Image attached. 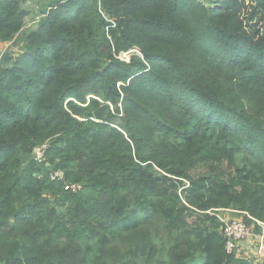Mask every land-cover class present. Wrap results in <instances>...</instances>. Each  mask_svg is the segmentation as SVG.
<instances>
[{
    "label": "trees",
    "instance_id": "trees-1",
    "mask_svg": "<svg viewBox=\"0 0 264 264\" xmlns=\"http://www.w3.org/2000/svg\"><path fill=\"white\" fill-rule=\"evenodd\" d=\"M0 43V264H264L218 215L264 221V0H0Z\"/></svg>",
    "mask_w": 264,
    "mask_h": 264
},
{
    "label": "built area",
    "instance_id": "built-area-1",
    "mask_svg": "<svg viewBox=\"0 0 264 264\" xmlns=\"http://www.w3.org/2000/svg\"><path fill=\"white\" fill-rule=\"evenodd\" d=\"M38 18H36L37 20ZM36 20H33L34 22ZM31 25V24H30ZM29 26V24H28ZM128 60V59H126ZM48 149V143H43L36 145L33 148V156L36 162H44L46 159V152ZM50 177L54 181H64V188L72 193H79L83 186L80 183H70L65 182V172L62 169L53 170ZM189 183L186 181V186ZM224 213H219V218L223 222V230L227 238L226 248L229 253L236 251L241 253L245 248L247 239L255 238V251L254 255L258 258L264 259V221L252 217L248 212H242L251 218L252 222H246L238 216L231 215L232 212H238V210L233 209H221ZM242 244V245H241ZM247 254V253H246Z\"/></svg>",
    "mask_w": 264,
    "mask_h": 264
},
{
    "label": "rangeland",
    "instance_id": "rangeland-1",
    "mask_svg": "<svg viewBox=\"0 0 264 264\" xmlns=\"http://www.w3.org/2000/svg\"><path fill=\"white\" fill-rule=\"evenodd\" d=\"M34 7H35V6H34ZM34 19H35V18H34L32 15H30V16L27 18V21L30 23V22H32ZM10 45H11V43H0V48H1V49L11 48ZM130 56H131L130 53L127 52V51L122 52V53L120 54V57L123 58V59H129ZM235 217H236V216H235ZM247 240H248V241H247L246 244H245V245H246L245 248H247V251H246L245 249H243V250H241V251H242V254L239 253V252H238V254H239L240 256H244V257L248 256V258H249L250 260H253V259H254V254H255L254 251H255V243H256V241H255V238H253V239L248 238ZM241 245H242V244H241ZM246 253H247V255H246Z\"/></svg>",
    "mask_w": 264,
    "mask_h": 264
},
{
    "label": "water",
    "instance_id": "water-1",
    "mask_svg": "<svg viewBox=\"0 0 264 264\" xmlns=\"http://www.w3.org/2000/svg\"><path fill=\"white\" fill-rule=\"evenodd\" d=\"M135 50L138 53L142 54L138 47H136ZM12 58H13V52L10 48H5V49L0 48V62L1 63H3L6 67H9L11 65Z\"/></svg>",
    "mask_w": 264,
    "mask_h": 264
}]
</instances>
